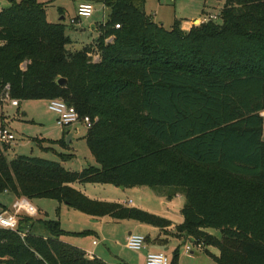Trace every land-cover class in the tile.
Here are the masks:
<instances>
[{"label":"trees","instance_id":"obj_1","mask_svg":"<svg viewBox=\"0 0 264 264\" xmlns=\"http://www.w3.org/2000/svg\"><path fill=\"white\" fill-rule=\"evenodd\" d=\"M7 2L0 96L7 89L18 103L59 99L87 117L83 139L96 166L69 171L61 164L69 155L8 160L0 145V193L164 232L170 221L72 186L169 190L167 200L184 199L175 228L184 244L213 264H264V0H224L220 23L207 19L188 31L181 20L170 30L154 22L146 0H101L109 14L100 36L75 52L65 25L47 21L46 5ZM55 144L67 146L64 138ZM66 235L57 219L21 217L17 231L0 232V264H106ZM178 259L177 248L170 264Z\"/></svg>","mask_w":264,"mask_h":264},{"label":"rangeland","instance_id":"obj_2","mask_svg":"<svg viewBox=\"0 0 264 264\" xmlns=\"http://www.w3.org/2000/svg\"><path fill=\"white\" fill-rule=\"evenodd\" d=\"M20 1V0H15ZM38 3L46 5V19L51 23L61 21L65 25V33L72 41L69 46L71 52L80 51L91 37L100 31V25H103L108 17V10L103 6L101 0H36ZM0 8L8 6L7 0H0ZM80 2H90L94 9V14L90 19H79L76 24L70 21H76V7ZM224 0H146L144 10L147 15L151 16L154 22L163 25V28L170 30L175 19L181 20L182 23L192 22L195 19L205 21L209 16H215V22L220 23L218 15L222 9ZM62 11V15L60 14ZM94 22L95 28L90 29V23ZM201 21L188 24L186 28L182 26L184 31L197 26ZM97 39V38H96ZM93 42L95 43V40ZM94 46V45H93ZM5 92L0 96V123H5L10 131L14 134L15 140L9 145V151L5 153L8 160L16 156H29L43 158L50 161L61 162L59 155H69V159L61 162L62 166L69 171H80L88 166H96V162L90 154L85 141V126L82 124L75 125L77 133L71 144L61 147L55 144L62 137L60 130L55 123L56 116L47 109L46 101H25L19 102V106L11 107L8 99L4 97ZM263 118L262 141L264 142V112L261 113ZM43 141V142H38ZM51 147L52 150L42 151L40 147ZM73 188L81 192L84 196L91 200L109 203L122 204L128 200L138 207L137 209L144 211L145 201L148 195L154 192L146 187L128 189L121 191L120 188L113 186L97 185V184H74ZM160 194L166 196L169 190L160 189ZM151 209L162 211L158 205V198ZM9 198L0 193V205L11 206ZM141 203V204H140ZM31 204L37 209V216L34 220H58L61 230L69 233L63 236L62 240L82 248L84 251L92 248L91 242L96 238L103 239V245L98 247V252L102 251V257L110 258L111 256L121 260H134L138 254H144L143 250L132 252L124 247L125 237L127 235V222H111L110 220L93 222L92 218L81 214L75 210L69 209L64 205L59 206L56 202L50 200L33 201ZM135 207V208H136ZM58 215H56V210ZM146 208V207H145ZM3 209L0 211V213ZM147 212V211H145ZM149 213V212H148ZM153 214V213H150ZM133 233L140 234L145 237L147 233L143 230H134ZM211 233L218 236L216 231ZM151 238V236H150ZM147 246V243L145 244ZM185 246H189L193 255L186 257ZM164 254L172 262L173 253L178 248L180 263L179 264H213V261L202 250L194 247L191 243L183 244L174 240L167 246ZM209 251L217 255L215 249ZM198 255V256H195Z\"/></svg>","mask_w":264,"mask_h":264},{"label":"built area","instance_id":"obj_3","mask_svg":"<svg viewBox=\"0 0 264 264\" xmlns=\"http://www.w3.org/2000/svg\"><path fill=\"white\" fill-rule=\"evenodd\" d=\"M94 9L90 3H80L76 7V21L72 19L71 24H76L79 19H89L93 16ZM208 20H216L215 16H209ZM119 26L115 25V29ZM5 89L4 97L9 100L11 107H18V102L10 100ZM47 109L56 116V126L60 130H66L77 124L85 127L89 126V119L84 117L82 120L78 118L75 109L68 106L62 100L55 99L47 102ZM15 140L14 134L7 128H0V145H10ZM37 209L24 198H15L11 206L0 213V232L3 230L15 232L18 228V221L21 217L35 218ZM22 237L24 234H20ZM96 245V242H93ZM124 247L132 252H139L145 248V238L138 234H129L124 241ZM199 249V247H196ZM184 253L186 256L193 255L189 246H185ZM87 257L92 259L94 256L91 252H87ZM144 264H170L169 259L163 252L147 253L144 258Z\"/></svg>","mask_w":264,"mask_h":264},{"label":"crops","instance_id":"obj_4","mask_svg":"<svg viewBox=\"0 0 264 264\" xmlns=\"http://www.w3.org/2000/svg\"><path fill=\"white\" fill-rule=\"evenodd\" d=\"M80 3H90V2H80ZM0 6H1V2H0ZM0 10H1V8H0ZM63 20H64V18H63ZM175 20H177V19H175ZM198 21L202 22V20H200V19H195L192 22L181 23V29H182V26H184L186 28V26H188V24L194 23V22H198ZM89 27H90V29L92 31V29L95 28L94 22L90 23ZM99 36H100V33L97 32L95 34V36L91 37V41L88 42L85 46H89V45L94 44L93 39H96ZM18 106H19V103H18ZM0 128L9 129L4 122L0 123ZM76 133H77V129L75 128V126H72V127L68 128V129H66L64 131L62 130V137L61 138H64L65 142L67 140L69 142V144H71L73 139H74V136L76 135ZM85 133H86V127H85ZM10 145H12V144H10ZM7 146H9V145H7ZM39 147H40V150H42V151H44V149H48L47 151H49L50 149L52 150L51 147H43V146H39ZM8 151H9V149H8ZM120 190L121 191H126L124 189H120ZM152 191L154 193L152 195L151 194L148 195L147 201H145L144 204L140 203L141 205H145V207H146V208L144 207V208H141V209H143L144 211H147L149 213H153L154 215L160 216V217L170 221L171 225H170V227L165 229L164 232H163L160 229L153 228L151 226H147V225H144V224H139V223H136V222H133V221H128L127 222V224H128L127 225V228H128L127 235L136 234V233L132 232L134 230H143V231H145L147 233V235L144 237L146 239V243H147V246H145V248L143 250L144 254H138L137 255L138 257L135 258L134 260H130V259L121 260V259L113 257V256H111L110 258H105L104 256L102 257V254H100V253H103V252L102 251L98 252L97 249H98V247L103 245L104 240L103 239H99V238H96L95 240H93L91 242L92 248L90 250L85 251V253L91 252L94 257L103 260L106 264H144V258H145V255L147 253H158V252H163L164 253L168 249L167 246L170 245L172 243V241H174V240L180 241V242H182L184 244V242L181 239H179V238H177L175 236V228H176V226L180 225L183 222V217H182V215L180 213V211H181V209H182V207L184 205L183 197L181 195H177L172 200L169 201V200L166 199V197L164 195L160 194V192L158 190H153L152 189ZM5 195L9 198L10 202H12L15 199L14 197H12L9 194L5 193ZM156 198H158V200H159L158 205L160 206V208H162V211H160V212H158L157 210L151 209V207L153 205L150 206L152 203L153 204L155 203L154 202L155 200H153V199H156ZM122 205L127 206V207H134V208L136 207L129 200L127 202L122 203ZM2 206L5 207L6 209L8 208V206L0 205V211L3 209ZM136 208H138V207H136ZM92 220L95 223V222H97L100 219L92 218ZM101 220L105 221V220H110V219L109 218H101ZM138 235H140V234H138ZM150 236H151V238H150ZM156 239L166 240V246H159L158 244H156L155 243ZM93 242H96V245H93ZM80 249H82V248H80ZM195 256H198V255L195 254ZM186 257H188V256H186ZM179 263H180V256H179L177 264H179Z\"/></svg>","mask_w":264,"mask_h":264},{"label":"water","instance_id":"obj_5","mask_svg":"<svg viewBox=\"0 0 264 264\" xmlns=\"http://www.w3.org/2000/svg\"><path fill=\"white\" fill-rule=\"evenodd\" d=\"M61 21H63V17L60 18L59 22H61ZM65 82L66 81L64 79H59L57 83H58V85L62 86L65 84ZM66 144L69 145V142L67 140H66ZM120 189H123V188H120Z\"/></svg>","mask_w":264,"mask_h":264}]
</instances>
